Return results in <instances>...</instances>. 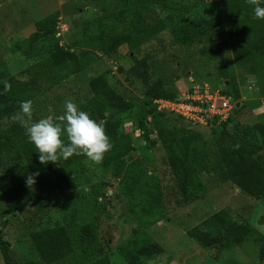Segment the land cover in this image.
<instances>
[{
  "label": "rangeland",
  "instance_id": "rangeland-1",
  "mask_svg": "<svg viewBox=\"0 0 264 264\" xmlns=\"http://www.w3.org/2000/svg\"><path fill=\"white\" fill-rule=\"evenodd\" d=\"M178 1L187 3L193 0ZM229 1L236 8L239 7L240 0ZM123 4L124 0H0V74L6 77L5 80L14 78L20 82L32 81L33 68L20 56L30 46L29 39L37 31V22L47 16L59 13V35L63 39L60 38L58 45L70 48L72 40H79L81 48L75 50L83 53L89 50L84 37L96 31L95 20L99 16L108 19L109 15L114 17V14L123 11ZM108 19L106 22H114V18ZM118 25L121 27L117 28ZM124 25L116 23L114 26H117L118 32H122ZM52 42L56 44L55 39ZM49 48L40 49L39 54L33 56L34 62H46ZM147 54L155 55L154 78L156 75L157 78H163L171 89L180 94L179 100L182 98L195 103L189 104L190 107L184 110L176 108L180 114L176 112V115L172 113V116H166L161 120L163 125L171 130L176 125L175 121L180 123V128L184 129V133L177 137L180 147L193 149L206 146L212 139L211 127L221 123L216 126L211 120L207 123L209 117L204 115L207 114L205 106L212 100L211 91H228V83L220 77L218 64L212 56L210 59L202 56L200 47L176 45L167 31L159 33L132 55H129L125 46L111 59L105 58L97 49H91L84 60L83 69L75 75L67 74L63 68H54V74L49 75L50 71L45 69L37 96L32 102V120L50 118L58 122L66 100H71L96 120L94 111L102 107L99 104L101 101L93 96L88 82L90 77L103 76L107 72L109 86L123 94L133 106H138L145 98L146 88L140 82L128 83L118 69L123 67L126 74L132 75L134 59L141 60ZM224 54L228 74L237 75L240 98L234 104L242 107L241 112L234 114L233 99H230L232 124L239 128V124L250 127L264 125V59L253 64V73L246 74L235 65L230 47L225 49ZM184 105L187 106V103ZM130 114L131 111L117 114L109 110L107 116L112 120L123 118L122 132L130 138H138L140 132H136V117L129 118ZM20 115L22 118L23 113ZM182 119L195 125L187 124ZM149 129L151 131L153 126ZM61 140L68 142L66 135H62ZM134 143L135 151H128L121 160L113 159L115 149L112 148L99 164L86 157L82 165L68 168L69 181L73 187L59 193L58 199L54 197L52 207L58 210L60 217L66 216L72 220L76 232L81 234L83 226L91 227L94 232V243L89 248L92 254L82 256L76 248L77 264H89L103 259L105 255H109L111 264H128L122 250L140 236H144L139 239L140 246L156 243L163 250L158 256L144 259L146 264H264V258L261 257L264 233L256 227L264 226V201L242 194L231 182L221 183L216 172H210L201 177L205 192L198 199L185 204L176 193L171 195L172 191H176L168 169L166 147L158 142L153 149L145 150L141 139H134ZM60 174L55 169L46 172L45 176L55 183L61 180ZM66 184L70 186L68 181ZM157 185L159 190H156ZM9 186L10 180L0 168V228L11 244L18 263L38 264V257L24 229V218L13 213L1 198ZM162 188H167L163 194L166 198L157 202ZM130 193L134 199L128 197ZM148 196L152 200L146 203ZM222 211L229 213L232 219L248 224L251 231L244 243H234L228 233L212 225V216ZM201 227L208 228L214 235L220 231L226 239L225 246L216 250L201 247L190 235ZM1 259L0 254V264H4Z\"/></svg>",
  "mask_w": 264,
  "mask_h": 264
},
{
  "label": "trees",
  "instance_id": "trees-1",
  "mask_svg": "<svg viewBox=\"0 0 264 264\" xmlns=\"http://www.w3.org/2000/svg\"><path fill=\"white\" fill-rule=\"evenodd\" d=\"M123 5L125 8L122 12L114 14V17L109 15V19L114 18L113 23L106 22V16H99L95 20L96 31L84 37L89 50L83 53L75 50L81 48L79 40H72L70 48L58 45L62 38L58 27L59 13L47 16L37 22V31L29 39L30 46L20 56V59L33 68L32 81L20 82L14 78L5 80L6 77L0 74V168L10 180V186L4 190L1 198L13 213L24 218V229L31 248L38 257V264H77L76 248L81 251L82 256H90L92 253L89 248L94 243L91 227L83 226L79 234L75 231L76 226L72 220L66 216L60 217L58 210L52 207L54 197L58 199L59 193L73 187L69 181L68 168L82 165L86 156L73 155L68 159H59L56 163L42 165L19 120L13 119L17 115L21 117L22 101L33 102L37 96L42 71L48 69L49 75H52V69L63 68L67 74L75 75L83 69L84 60L91 49H97L105 58L111 59L125 46L129 55H132L159 33L167 31L176 45L200 47L202 56L209 59L212 56L218 64L220 77L228 83V91H220L233 99L234 114H237L242 111L241 106L234 104L240 98V91L236 83L237 75H229L227 72L225 49L230 47L235 65L246 74L253 73V64L264 59V18H256L252 6L246 0H240L238 8L229 0H193L187 3L178 0H124ZM116 23L125 24L122 32H118L117 26H114ZM120 27L118 25L117 28ZM53 39L56 44H53ZM46 47H51L47 52L46 62H34L33 56ZM154 60L153 54H147L141 60L134 59L132 75L126 74L123 67L118 69L128 83L140 82L146 88L145 98L138 106H133L123 94L109 86L108 72L103 76L90 77L89 89L93 96L100 99L99 104L102 106L94 111L96 120L103 124L112 148L115 149L113 159L118 161L128 151L134 152V139H141L145 150L153 149L159 142L168 151L167 164L175 184L173 189L176 191H172L171 195L176 193L185 204L193 202L205 192L201 177L210 172H216L221 183L231 182L242 194L264 201V125L250 127L239 124V128L232 124V117H229L226 122L216 126L218 119H215L213 122L216 127H211L212 139L206 146L193 149L180 147L177 137L184 133V129L176 121L173 129L165 127L161 120L173 114L169 111L160 112L155 103L177 102L180 94L171 89L163 78H157V75L154 78ZM109 110L117 114L131 111L129 118L136 117V132H140L138 138H130L128 134H124L121 124L123 118L112 120L107 116ZM151 126L153 129L150 131ZM55 169L61 172V180L53 183L45 173ZM29 176L34 179L32 185L26 183ZM67 181L70 186H67ZM165 189L162 188L158 194L157 202L166 198L163 195L166 193ZM156 190H159V185ZM128 197L134 199L131 193ZM151 200V196H148L145 201L149 203ZM210 221L215 228L228 233L237 244L244 243L251 231L248 224L232 219L225 211L215 214ZM220 231L214 235L208 228L201 227L190 235L201 247L216 250L226 244ZM142 237L144 236L123 248V256L128 264H146L144 259L162 254V248L156 243L140 246L139 239ZM11 247L0 228L1 261L4 264H20L15 260ZM261 257L264 258V247ZM89 264L111 263L109 255H105L103 259Z\"/></svg>",
  "mask_w": 264,
  "mask_h": 264
},
{
  "label": "clouds",
  "instance_id": "clouds-1",
  "mask_svg": "<svg viewBox=\"0 0 264 264\" xmlns=\"http://www.w3.org/2000/svg\"><path fill=\"white\" fill-rule=\"evenodd\" d=\"M246 2L252 6L256 18H264V0H246ZM20 112L23 113V117L17 115L13 119L19 120L28 141L34 145L42 165L48 162L56 163L59 159H68L73 155H84L90 161L99 164L105 153L112 148L103 124L92 119L71 100L64 102V112L57 118L58 122L50 118L33 121L30 100L20 103ZM62 135H66L68 143L61 140ZM26 183L32 185L33 177L29 176ZM256 227L258 231L264 233V226L256 225Z\"/></svg>",
  "mask_w": 264,
  "mask_h": 264
},
{
  "label": "built area",
  "instance_id": "built-area-1",
  "mask_svg": "<svg viewBox=\"0 0 264 264\" xmlns=\"http://www.w3.org/2000/svg\"><path fill=\"white\" fill-rule=\"evenodd\" d=\"M204 86L206 85H202V87ZM206 95H209V94H206ZM210 95H212L211 96L212 102L211 101L207 102V106H205L207 110V114H204L209 117V119L207 120V123H209L210 120L214 121L215 119H218V123L226 122L228 118L230 117V112H231V107H232V103L230 102V99L227 96L223 95L219 90L217 92H215V90L213 92L211 91ZM186 99L189 100L190 98H186ZM155 103L158 106V110L160 112L169 111L174 114L178 112V110H175L176 108H180L184 110L185 107H190L189 104L195 105V103L192 104V103H189L188 101L186 102L182 98L181 100L177 102L156 101ZM185 103H187V106L184 105Z\"/></svg>",
  "mask_w": 264,
  "mask_h": 264
}]
</instances>
